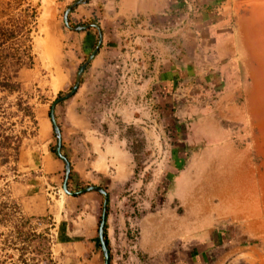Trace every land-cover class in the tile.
Instances as JSON below:
<instances>
[{
	"label": "crops",
	"instance_id": "crops-1",
	"mask_svg": "<svg viewBox=\"0 0 264 264\" xmlns=\"http://www.w3.org/2000/svg\"><path fill=\"white\" fill-rule=\"evenodd\" d=\"M74 1L64 0L65 5ZM177 15L182 17L181 25L166 30V23ZM69 20L72 27L96 22L103 32L102 45L86 68L78 90L55 107L62 152L71 163L68 186L74 194L51 197L46 210L56 226L61 225L73 260L76 264H103L99 226L105 195L96 190L78 193L97 185L109 195L105 236L110 264H195L196 260L205 264L214 229L202 226L200 231L196 218L182 220L175 210L166 208L167 204L153 207L151 188L143 181H138L135 188L139 194L147 190L140 217L141 237L138 247L132 246L128 216L134 194L128 195L127 189L138 172V153L133 147L137 139L132 131L147 124L152 113L159 116L166 102H173L181 81L189 84L194 74L202 71H213L214 78H220V73L239 64L240 40L231 27L228 0H88L73 8ZM56 41L61 46L57 48L60 55L53 58L58 63L56 91L68 92L80 65L97 46L99 32L96 27L72 29L65 23ZM46 42L55 48L52 36ZM181 46L182 57L177 50ZM51 105L43 116L47 134ZM239 111L235 106L229 108L231 114ZM151 120L158 126V119ZM51 129L50 137L54 135ZM44 152L40 160L43 172L56 180L55 185L63 186L64 161L49 147ZM219 156L229 170L223 176L206 174L203 189L225 181L222 185L228 206L240 218L250 216L249 227L259 230L255 227L259 225L262 229L264 219L261 209L257 211L261 200L247 194L246 201L252 202L247 205L241 195L243 156L237 150ZM251 170L249 182H253ZM181 189V193L190 190L187 185ZM248 189L252 192V186ZM184 223L194 226L191 229ZM195 240H210V244L203 243L198 249L191 244ZM231 251L245 253L243 247Z\"/></svg>",
	"mask_w": 264,
	"mask_h": 264
},
{
	"label": "rangeland",
	"instance_id": "rangeland-1",
	"mask_svg": "<svg viewBox=\"0 0 264 264\" xmlns=\"http://www.w3.org/2000/svg\"><path fill=\"white\" fill-rule=\"evenodd\" d=\"M228 2L231 27L240 40L239 64L220 73V78H214L213 71H202L194 74L189 84L181 81L177 85L173 102H166L159 116L152 113L147 124L132 131L137 139L133 143L138 153L136 169H147L142 181L151 188L153 207L167 204L166 208L175 210L182 220L196 218L200 231L205 227L214 229L205 264H264V224L262 229L256 225V230L249 227L250 216L240 218L234 213L222 185L225 181L205 189L202 185L206 174L223 176L229 170L225 159L220 160V153L239 151L246 163L240 168L244 175L241 195L245 201L247 194L261 200L257 211L261 209L260 217L264 219V124H260L264 119V89L257 81L261 89L256 95L253 91L251 73L260 68L251 47L255 33L250 34L251 39L244 35L254 13L264 17V0ZM69 5L64 0H0V27L13 28L14 22L16 29L30 30L10 37L0 46V61L7 59L6 68L0 65V73H14L15 53L25 52L24 63L30 62L29 55L35 58L33 65H24L14 74L22 87L19 93L0 91V264H76L74 253L65 245L61 225L57 227L53 215L46 210L51 197L65 194L63 186L48 178L40 161L44 150L49 147L55 153L57 144L55 134L49 136L51 119L47 134L43 116L60 96L55 86L58 63L53 58L60 55L56 39ZM254 28L261 29L256 23ZM258 35V42L263 43L264 35ZM51 36L56 45L53 49L46 42ZM52 50L58 53L54 55ZM179 51L182 57L183 46ZM233 106L240 110L237 115L229 112ZM33 112L36 123L29 116ZM154 118L158 126L151 120ZM4 160L7 162L1 163ZM251 168L253 182H249ZM184 185L190 190L181 193ZM186 224L191 229L194 226ZM203 243L210 244V240L191 242L198 249ZM233 247H243L245 253H234ZM195 264L204 263L196 260Z\"/></svg>",
	"mask_w": 264,
	"mask_h": 264
},
{
	"label": "water",
	"instance_id": "water-1",
	"mask_svg": "<svg viewBox=\"0 0 264 264\" xmlns=\"http://www.w3.org/2000/svg\"><path fill=\"white\" fill-rule=\"evenodd\" d=\"M87 1L88 0H76L71 5H69L65 11L64 20H65V23L72 29H84V28L96 27L98 29V32H99V41H98L97 46L95 47L94 51L80 65V67L77 71V74H76L75 82H74L73 86L71 87V89L67 93H65L64 95L58 96L52 102V105L50 108V113H49L54 131H55L56 136H57V144H56V148H55V153L65 163L66 174H65L64 183H63V190L66 194H74V192L72 190H70V188L68 186V181H69L70 173H71V163H70L69 159L67 158V156L64 155V153L62 152V136H61L60 126L57 123L56 116H55V107L58 103L72 97L76 93V91L78 90V88L81 84L82 77H83V74H84L86 68L88 67L89 63L92 61V59L97 54L98 50L100 49V47L102 45L103 32H102V29L98 23L91 22V23H88L84 26H78V27H72L69 25V14H70V12L77 5H79L81 3H86ZM92 190L99 191L105 195V200L103 203L102 214H101V219H100L99 237H100V241H101V245H102V249H103V253H104V264H110V252H109V247H108V244L106 241V236H105L106 218H107V202H108L107 197H106L107 196L106 191L104 188H102L100 186L89 185L88 187H85V188L81 189L80 191H78V193H84V192H88V191H92Z\"/></svg>",
	"mask_w": 264,
	"mask_h": 264
},
{
	"label": "trees",
	"instance_id": "trees-1",
	"mask_svg": "<svg viewBox=\"0 0 264 264\" xmlns=\"http://www.w3.org/2000/svg\"><path fill=\"white\" fill-rule=\"evenodd\" d=\"M76 1V0H75ZM17 2V1H16ZM16 4H19V2H17ZM15 4V6H16ZM71 5V4H70ZM86 23H76V24H73L74 27H78V26H84ZM14 27L13 28H10V27H0V36L3 38L4 41H2L1 37H0V46H2L4 44V42H7V40L10 38V37H17L18 34H25L27 32H29L30 30L28 29H23V28H18L16 29V25H14V22L12 24ZM69 25L71 26V23H70V20H69ZM25 31V32H24ZM11 39V38H10ZM24 53L25 52H19V53H15L13 54L12 56L15 57V65L17 64V67L14 71L13 74H11L9 72L8 73H0V91H5L9 94H14L16 92H20L22 90V87H21V84L15 80V73L18 74V71L17 70H20V67L24 66V65H27V66H31L34 64V56L33 55H29V59H30V62L29 63H24L23 60H24ZM6 57V56H5ZM4 59V58H3ZM7 61V59L5 58V60H1L0 61V65L3 67V68H6V66H4V63ZM2 72V71H1ZM62 93L60 92L59 95H61ZM18 105H20V103H17ZM29 116L32 118V120L34 121V123H36V114L33 113H29ZM54 134L56 136V133L54 131ZM57 138V136H56ZM19 147H17V151H18ZM55 151V150H54ZM7 161H1V163H6ZM107 197V214H108V210H109V195L106 196ZM107 241V240H106Z\"/></svg>",
	"mask_w": 264,
	"mask_h": 264
},
{
	"label": "built area",
	"instance_id": "built-area-1",
	"mask_svg": "<svg viewBox=\"0 0 264 264\" xmlns=\"http://www.w3.org/2000/svg\"><path fill=\"white\" fill-rule=\"evenodd\" d=\"M181 23H182V17L177 15L173 18V20L167 22L164 28L166 30L171 29V28H177L181 25ZM145 170L144 171L139 170L137 173H135L134 181L130 183V186L127 189L128 195L134 194L133 204L130 207V213L128 216L129 227L131 229L130 236H131L133 247H138V244L140 242V237H141L140 217H141L142 212L145 209V198H146L145 196L147 194L146 188H144V191L140 194L136 192L135 188H137L136 183L138 181H142Z\"/></svg>",
	"mask_w": 264,
	"mask_h": 264
},
{
	"label": "bare ground",
	"instance_id": "bare-ground-1",
	"mask_svg": "<svg viewBox=\"0 0 264 264\" xmlns=\"http://www.w3.org/2000/svg\"><path fill=\"white\" fill-rule=\"evenodd\" d=\"M248 23L250 25L247 26V29H246V32L247 34L244 32V35L247 37V35L250 37V34H253L255 33V38L254 40L251 39V42H252V50H254V56L255 58H257V60L260 62V68L259 69H254L252 71V76L254 77V87H253V91L255 93V95L259 92V90L261 89V87H258L256 86V83L257 81H259L260 83L263 84V89H264V42H258V39H259V35L258 33L260 32L261 35H264L263 34V31H264V17H262V14L259 15V13L252 15V17H250L248 19ZM259 24L260 26V30L256 31V28H254V24ZM258 35V37H256ZM252 36V35H251ZM257 38V39H256ZM261 38V37H260ZM249 42V41H248ZM258 70V71H257ZM261 78V80H260ZM263 80V81H262ZM253 93V94H254ZM261 111V110H260ZM261 119V113H260V116H259V121ZM264 121V119H262ZM260 121V124H264L263 121ZM258 121V122H259ZM264 128L263 126L261 127V129ZM243 164H246V163H243ZM242 165V164H241ZM244 166V165H243ZM246 166V165H245ZM245 171V170H244ZM244 176V175H242ZM246 180V179H245ZM262 183V182H261ZM263 185V184H262ZM261 187V186H260ZM251 203V202H250Z\"/></svg>",
	"mask_w": 264,
	"mask_h": 264
},
{
	"label": "flooded vegetation",
	"instance_id": "flooded-vegetation-1",
	"mask_svg": "<svg viewBox=\"0 0 264 264\" xmlns=\"http://www.w3.org/2000/svg\"><path fill=\"white\" fill-rule=\"evenodd\" d=\"M70 179V178H69Z\"/></svg>",
	"mask_w": 264,
	"mask_h": 264
}]
</instances>
